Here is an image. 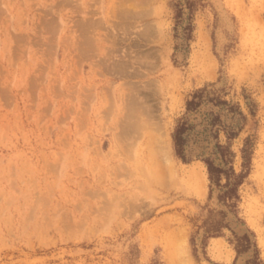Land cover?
Wrapping results in <instances>:
<instances>
[{
    "label": "rangeland",
    "instance_id": "rangeland-1",
    "mask_svg": "<svg viewBox=\"0 0 264 264\" xmlns=\"http://www.w3.org/2000/svg\"><path fill=\"white\" fill-rule=\"evenodd\" d=\"M134 99L157 129L127 131ZM157 139L178 182L144 173ZM248 139L241 221L208 236L203 158L240 173ZM0 264H264V0H0Z\"/></svg>",
    "mask_w": 264,
    "mask_h": 264
},
{
    "label": "trees",
    "instance_id": "trees-1",
    "mask_svg": "<svg viewBox=\"0 0 264 264\" xmlns=\"http://www.w3.org/2000/svg\"><path fill=\"white\" fill-rule=\"evenodd\" d=\"M203 91L204 90L197 91L194 93L193 99L188 101L189 111L195 110L201 104ZM209 124L213 127L216 125L214 118H212ZM193 127L194 125L190 124L186 119H181L173 132L176 153L184 160L186 159L187 142L190 136V131ZM205 129H207V127ZM226 133L229 140L238 135V132H235L232 128L228 130L226 129ZM250 142L251 139H248L245 148H243L244 171L240 173H238L233 166L227 167L234 156V153L230 149V145L226 146L220 143L215 145L216 153L220 155V159L222 160L220 163H217L216 160L211 157L203 158L208 168L209 179L212 186L211 192H213L215 188L219 189V202L227 208L226 210L214 209V211H211L212 216L206 222V235L208 236L221 235L223 228L232 229V223L235 221V218L238 221H241L236 216V202L239 199V187L250 172ZM223 180H225L224 183L222 182ZM230 214L232 217L229 216ZM233 233L237 240L236 248L238 253L240 254L249 251L253 245L250 235L246 232L239 236L234 230ZM255 252H257V249Z\"/></svg>",
    "mask_w": 264,
    "mask_h": 264
},
{
    "label": "bare ground",
    "instance_id": "bare-ground-1",
    "mask_svg": "<svg viewBox=\"0 0 264 264\" xmlns=\"http://www.w3.org/2000/svg\"><path fill=\"white\" fill-rule=\"evenodd\" d=\"M129 11V10H128ZM122 67V66H121ZM210 68V67H209ZM170 73V72H169ZM130 74V73H129ZM171 77L172 74H170ZM170 75H168V77L170 78ZM174 75V73H173ZM177 77V76H176ZM174 78V77H173ZM171 78V79H173ZM170 79V80H171ZM175 81V80H173ZM171 80V83L173 82ZM178 81V80H177ZM176 82V81H175ZM174 84V83H173ZM158 86V85H157ZM139 87V86H138ZM148 88V86H147ZM156 88V87H155ZM153 89V88H152ZM158 89V88H157ZM156 90V89H155ZM154 90V92H155ZM144 91V90H143ZM148 92V91H147ZM146 92V94H147ZM138 94V93H137ZM156 94V93H155ZM139 95V94H138ZM159 95V94H158ZM131 96V95H130ZM135 97V96H134ZM147 97V96H146ZM131 99V98H130ZM151 100V99H150ZM153 101V99L151 100ZM132 105H131V109H132V112L134 110V112H140V113H143V114H146V118H140L141 120H134V121H131L129 122L130 124H128V122H125L126 123V127L127 128V131L128 132H134L136 133V136H138L139 134H142V133H146L149 131L150 133V130H154V129H157L159 127V122H156L155 119H156V116L158 115V113L156 114V108L153 106V104L147 100L145 101H140V100H136L134 99L133 102H131ZM130 103V104H131ZM151 103V104H150ZM130 107V106H129ZM130 109V111H131ZM158 111V110H157ZM131 112V113H132ZM136 116V114H135ZM134 116V117H135ZM159 117V116H158ZM133 118V117H132ZM131 118V120H132ZM158 119V118H157ZM162 124V123H161ZM124 125V124H123ZM163 126V125H162ZM160 129V128H159ZM162 130V129H160ZM159 131V130H158ZM164 132V131H163ZM152 133V132H151ZM138 134V135H137ZM164 134V133H163ZM149 137V136H148ZM154 137H155V134H154ZM158 141H160L159 139H157ZM152 141V140H151ZM154 143L156 142H152L150 143H147V146L146 147H151L153 148L155 145ZM158 147L156 148H159L157 151L155 150L154 152L150 153L149 157L147 158V162H149L150 160H153L151 161L152 163H148V166L145 168V171L144 173L148 176V177H153V179L155 180V182H162V183H165V182H178L179 181V177L172 171L171 168L168 167V164L166 165L165 163L168 161H166V157L167 156V153H168V148H167V145H166V142L164 141H160L156 143ZM170 162V161H169ZM171 163V162H170ZM144 169V168H143ZM176 171V170H175ZM141 173V172H140ZM182 176V175H181ZM191 178V177H190ZM181 181V179H180ZM189 181V180H188ZM182 182V181H181ZM180 184V183H178ZM197 186V185H196Z\"/></svg>",
    "mask_w": 264,
    "mask_h": 264
}]
</instances>
